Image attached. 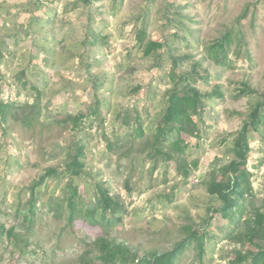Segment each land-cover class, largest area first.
Segmentation results:
<instances>
[{
	"label": "rangeland",
	"instance_id": "rangeland-1",
	"mask_svg": "<svg viewBox=\"0 0 264 264\" xmlns=\"http://www.w3.org/2000/svg\"><path fill=\"white\" fill-rule=\"evenodd\" d=\"M33 1L0 0V48L6 43L0 63V100L33 101L25 95L17 96L18 88L10 86L19 69L32 63V54L40 52L37 58L42 67H30L26 76L46 91L40 100L38 119L24 121L27 108L23 107L16 109L7 122L0 120V264H84L82 257L87 252L96 255L99 236L126 241L138 253L171 249L191 226L197 229L203 221L213 200L208 183L233 156L227 146L233 132L241 128L251 101L257 98H236L241 82L247 81L264 92V0H91L89 4L81 0H39L54 17L52 29H42L46 39H33L31 33L15 43L12 35L29 24L28 10ZM167 16L174 21H168ZM144 19L148 23L147 39L168 38L164 51L144 55L136 39ZM89 23L103 36L99 49L91 55L90 67L79 57H67L62 50L68 42L82 40ZM232 28L244 35V42L236 39L231 44L233 65H222L212 58L210 49ZM33 42L58 45L55 66L45 67V53ZM238 50L241 56L235 55ZM172 51L193 55L191 63L182 64V68L201 64V73L208 74L207 83L197 84L201 89L212 90L218 84L225 94L224 99L208 100L201 122L202 136L183 155L187 162H198L190 178L177 174V157H158L155 161L149 158V152H141L139 141L133 146L123 144L127 142L114 144L112 150L105 144L106 138L114 139L115 134L122 133L124 126L120 128L122 121L117 113L125 108L136 107L146 124L156 122L163 107V93L171 85L164 76L171 69ZM94 79L102 83L99 90L94 88ZM138 82L144 85L141 100L129 90ZM148 82L149 88L145 85ZM104 99L111 102L109 110L102 105L103 114L87 124L86 132L82 131L87 138L86 167L92 174H101L114 191L123 195L128 215L119 225L105 230L84 222L70 226L65 217L46 209L38 214L29 243L16 245L15 236H26L29 226L16 220V210L25 209L35 180L48 167L63 163L68 146L78 138L73 123L65 117ZM250 142L249 168L258 192L255 204H260L259 193L264 192V136L252 132ZM129 177L133 186L130 192L126 187ZM66 183L67 179L61 183L50 179L48 188L40 192L44 195L47 190L49 195L56 187L57 195ZM79 184L85 193L84 181ZM222 225L226 229L233 226L218 215L208 226L202 256L199 240H194L178 264H230L233 249L244 244L227 240L218 228ZM13 227L12 237L8 231Z\"/></svg>",
	"mask_w": 264,
	"mask_h": 264
},
{
	"label": "trees",
	"instance_id": "trees-1",
	"mask_svg": "<svg viewBox=\"0 0 264 264\" xmlns=\"http://www.w3.org/2000/svg\"><path fill=\"white\" fill-rule=\"evenodd\" d=\"M81 1L85 4L91 2V0ZM28 11L30 14L28 16L29 24L25 28L22 26L21 31L17 30L12 35L15 43L24 40L31 33L34 35L33 39L45 38L42 35V29H47V27L52 29L54 17L45 11L39 0H34ZM167 17L168 21H174L173 17ZM4 26L8 27L6 20H4ZM147 27V20L144 19L136 38L144 55L148 56L158 51H164L169 45L168 38L164 41L147 39ZM86 29L85 37L82 40L68 42L62 46V50L67 57H79L81 63L90 67L91 55L99 49L103 36L90 23ZM174 35L180 36L178 32H175ZM236 39L239 42H244V35L236 32L234 28L227 30L218 41L212 44L210 49L212 58L219 64L233 65L234 59L230 56L229 49ZM33 43L45 53L43 58L45 67L55 66L57 63L56 46L58 45L49 47L46 43ZM5 45L6 43L2 44L0 48V63L3 61ZM40 53L37 54L40 55ZM235 53L236 56H241L240 50ZM38 55L32 54L30 59L32 63L21 70L19 69L14 84L12 83L10 86L18 88L17 96L25 95L33 98V101L20 103L13 99L0 100L1 121L7 122L9 117L15 114L16 109L23 107L27 108L22 117L24 121L29 123L34 118H39L42 108L40 100L43 99L46 91L44 86L35 85L26 76L30 67L33 69L42 67L37 58ZM192 58L193 55L189 53L177 54L173 51L170 53L171 69L164 77L170 79L171 85L163 93V107L158 119L156 122L152 121V123L146 124L136 107L125 108L121 113H117V117L122 121L119 126L120 128L124 126V129L122 133L115 134L114 139L106 138L105 144L108 149L112 150L114 144L116 146L123 142H127L123 144L131 143L133 146L139 141L143 148L141 152H149V158L156 161L158 157L165 156L168 160H176L177 157V174L185 178L194 176V168H197L198 162L196 160L187 162L183 155L192 149L193 141L202 136L201 122H204L208 100L224 99L225 94L218 84L212 90H203L197 85L199 81L207 83L208 74L201 73L199 62L189 68H182V64H190ZM46 83L44 80V84ZM93 83L96 90L102 87V83L98 79H94ZM241 84L236 98L243 96H257V98L251 101L250 110L246 114L241 128L233 132L234 137L227 146L233 154L232 158L218 168L219 174L213 173V180L208 183V191L213 196V200L209 203L208 211L203 217V221L198 224V228L195 229L191 226L184 238L171 249L152 253L134 252L126 241L99 236L96 240V255L91 256L87 252L82 257L84 264H92V261H97L99 264H178L185 249L194 240H199L201 257L204 252V237L209 236L208 226L218 215L227 219L229 225H233L229 229H226L225 225L218 226L219 230L225 233L226 239L237 244H244L243 247L237 245L233 249V259L230 260V264H264V192L259 193L261 194V203L255 204L258 192L254 189L252 181L254 173L249 168L252 151L251 133L264 136V92H259L247 81H242ZM145 85L148 88L151 87L150 82ZM143 89L144 85L138 82L132 84L129 90L130 94L141 100L143 99ZM102 105H105L109 110L111 102L107 99L102 102L97 100L95 104L88 106L84 111L77 114L68 113L65 117V121L73 123L78 138L68 146L67 157L63 163L48 167L42 176L37 181L35 180L30 187V198L24 206L25 209L16 210V220L29 224L26 236H15L16 245L29 243L36 218L38 214H44L43 211L46 209L57 217H65L70 226L75 222H84L90 227L105 230L119 225L128 215V207L123 195L114 191L109 182L103 180L101 174H92L86 167L87 138L83 136V133L86 132L88 123H93L96 117L103 114ZM82 131L84 132L82 133ZM198 146L199 144L196 145V147ZM50 179L57 180V183L67 179V183L57 195L56 187L51 190L49 195L46 193L47 190L42 195L40 189L43 187L47 189ZM82 180L85 183V193L81 192L79 184ZM126 187L129 192L133 190V186L130 185V177L126 181ZM166 196L170 197L169 194ZM2 230L4 229L2 228ZM13 230L14 227L8 231L12 237ZM200 231H204V233L201 234Z\"/></svg>",
	"mask_w": 264,
	"mask_h": 264
}]
</instances>
